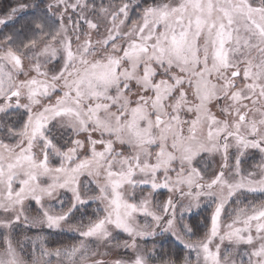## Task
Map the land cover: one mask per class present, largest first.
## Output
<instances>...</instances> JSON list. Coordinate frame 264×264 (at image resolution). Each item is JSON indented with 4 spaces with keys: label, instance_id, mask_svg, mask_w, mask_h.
I'll list each match as a JSON object with an SVG mask.
<instances>
[{
    "label": "snow or ice",
    "instance_id": "1",
    "mask_svg": "<svg viewBox=\"0 0 264 264\" xmlns=\"http://www.w3.org/2000/svg\"><path fill=\"white\" fill-rule=\"evenodd\" d=\"M0 264H264V0H0Z\"/></svg>",
    "mask_w": 264,
    "mask_h": 264
}]
</instances>
